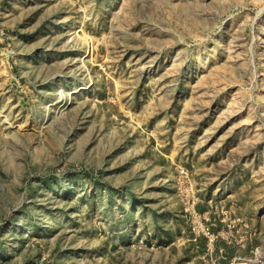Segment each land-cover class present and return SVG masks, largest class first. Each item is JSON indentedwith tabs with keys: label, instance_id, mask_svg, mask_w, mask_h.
<instances>
[{
	"label": "rangeland",
	"instance_id": "obj_1",
	"mask_svg": "<svg viewBox=\"0 0 264 264\" xmlns=\"http://www.w3.org/2000/svg\"><path fill=\"white\" fill-rule=\"evenodd\" d=\"M0 264H264V0H0Z\"/></svg>",
	"mask_w": 264,
	"mask_h": 264
},
{
	"label": "crops",
	"instance_id": "obj_2",
	"mask_svg": "<svg viewBox=\"0 0 264 264\" xmlns=\"http://www.w3.org/2000/svg\"><path fill=\"white\" fill-rule=\"evenodd\" d=\"M208 213H209V212H208ZM223 251H224L223 249L220 250V252H221L222 254H223ZM222 257L225 258L224 255H222ZM235 258H236V256H235ZM235 258H234V259H235Z\"/></svg>",
	"mask_w": 264,
	"mask_h": 264
},
{
	"label": "built area",
	"instance_id": "obj_3",
	"mask_svg": "<svg viewBox=\"0 0 264 264\" xmlns=\"http://www.w3.org/2000/svg\"><path fill=\"white\" fill-rule=\"evenodd\" d=\"M211 241H212V242L214 241V238H213V237L211 238Z\"/></svg>",
	"mask_w": 264,
	"mask_h": 264
},
{
	"label": "bare ground",
	"instance_id": "obj_4",
	"mask_svg": "<svg viewBox=\"0 0 264 264\" xmlns=\"http://www.w3.org/2000/svg\"><path fill=\"white\" fill-rule=\"evenodd\" d=\"M57 102V101H56Z\"/></svg>",
	"mask_w": 264,
	"mask_h": 264
}]
</instances>
